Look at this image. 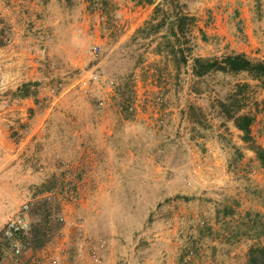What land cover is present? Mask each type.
<instances>
[{"label":"rangeland","instance_id":"obj_1","mask_svg":"<svg viewBox=\"0 0 264 264\" xmlns=\"http://www.w3.org/2000/svg\"><path fill=\"white\" fill-rule=\"evenodd\" d=\"M177 1L196 19L187 34L192 52L179 74L171 56L157 51L162 34L153 39L139 32L152 20L153 5L0 0L6 30L0 118L8 99H18L4 78L23 70L38 83V109L55 110L28 149V166L42 175L36 173L26 202L30 211L40 207L51 215L46 245L61 250L55 259L36 255L30 240L26 261L11 254L15 264L37 257L44 264H249L251 248L264 246V234L250 226L257 217L264 227V168L220 108L239 83H249L240 107L255 116L252 135L264 148V88L244 73L196 78L192 70L196 57L245 54L264 61V0ZM93 70L99 79L84 87ZM126 85L127 114L119 93ZM108 119L113 123L104 127ZM106 128L114 132L109 150ZM84 149L109 153L113 166L130 165L123 172L127 186H79L83 179L95 182L92 168L82 170L77 159ZM46 183L53 190L39 193ZM225 207L234 213L225 215Z\"/></svg>","mask_w":264,"mask_h":264},{"label":"trees","instance_id":"obj_2","mask_svg":"<svg viewBox=\"0 0 264 264\" xmlns=\"http://www.w3.org/2000/svg\"><path fill=\"white\" fill-rule=\"evenodd\" d=\"M139 4H147L155 6L154 16L151 21L147 22L140 29V33L144 38H157L160 34V42L157 51L163 53L166 51L168 56L174 63L176 73L179 74L182 65H187L189 54L192 47L189 45L187 38L188 31L194 25L196 19L188 15L181 9V5L177 0H136ZM107 4V3H105ZM2 19H0V39L6 33ZM4 42V41H2ZM193 75L196 78H203L211 73L220 72L223 74H246L252 81L258 82L259 86L264 88V61H253L245 54H230L222 58H203L196 57L193 59ZM38 86L36 82H26L19 87L15 93L16 98L34 97L37 99L38 92L35 88ZM250 88L249 83H239L235 91L231 93L229 98L220 102V108L224 116L234 122L235 127L242 132L243 141L248 144L249 149L256 154L258 161L264 168V148L258 145L252 135V126L255 122V116L251 113H242L241 105L245 100V90ZM129 86L119 89L122 97L121 105L124 112L129 113L132 110L131 96L128 94ZM244 98V99H243ZM196 111V107L189 108L190 116ZM128 117V116H127ZM192 120V117H191ZM55 185L44 184L39 193L50 192ZM30 211V219L32 222V246L35 249L43 248L49 241V234L53 230L50 227L51 215L48 212H41L38 207ZM225 215L229 216L234 213L231 207H225ZM250 214L248 215V217ZM251 229L257 232V235L264 234V227L259 219L251 218ZM59 228V227H58ZM258 228V229H257ZM249 264H264V246H255L250 250Z\"/></svg>","mask_w":264,"mask_h":264},{"label":"crops","instance_id":"obj_3","mask_svg":"<svg viewBox=\"0 0 264 264\" xmlns=\"http://www.w3.org/2000/svg\"><path fill=\"white\" fill-rule=\"evenodd\" d=\"M4 60H6V58H4ZM1 62L0 60V64H3ZM4 80L8 81L5 85L6 90L11 88L10 92L12 94V92L17 90L23 83L34 81L36 78L33 72L29 75L28 70H23L20 76H12L10 78H4ZM7 97H9V95ZM8 101H10V103L7 105V109L2 115L3 117L0 118V264H15L11 253L6 251L5 245L7 244L8 246V243H5L4 239L1 237V231L7 220L17 214L21 209L22 205L27 200V195L35 189L33 180L36 179V175H42V173L39 174L35 171H31L32 169L28 166L27 161L30 152L28 149L32 147L33 143L40 140L39 138H41L40 136L46 124L48 121H52V118L55 116V110L53 108L46 109L44 113H42V111L38 109L36 98L34 97L18 98L12 101L9 98ZM106 122L104 127H110V124L113 123L110 119L106 120ZM105 130L108 134V139L103 147L109 150V146L112 145L111 141L114 132L109 128ZM17 134L23 135V138H16L15 135ZM36 136L38 137L37 139ZM85 152L86 150L84 149L82 155H79L78 158L75 157L80 162L82 170L84 169L88 172L87 169L89 167L92 168V172H89V174H94L95 182L93 184L92 180H87L90 182L89 185H87V181L83 179L79 182V186H127L126 182L123 180V172H127L126 168H131L130 165L125 166V164L121 162V164H118L120 159H117L115 164L118 165L113 166V158L109 156V153L104 157L105 155H91L90 151ZM93 152H95V150ZM101 157L104 158L103 162L99 161ZM99 164L100 167L97 169ZM115 167L120 169L114 171L113 169ZM113 171L114 176L112 175ZM52 246V244H47L42 249L34 251V253L36 255L41 254L50 259H55L58 255V251L61 249H53ZM30 254L31 253H25L23 255L21 258L23 262L29 258Z\"/></svg>","mask_w":264,"mask_h":264},{"label":"built area","instance_id":"obj_4","mask_svg":"<svg viewBox=\"0 0 264 264\" xmlns=\"http://www.w3.org/2000/svg\"><path fill=\"white\" fill-rule=\"evenodd\" d=\"M91 54L94 57L99 55V49L97 46L91 48ZM90 73V77H85L82 80L84 87H87L88 83L91 81H97L99 79V74L95 70ZM30 209V203L25 202L18 213L7 220L1 231L4 241L9 244L11 254L18 261L31 246L32 222L28 216ZM64 220V218H61V221ZM31 264H44V261L37 257Z\"/></svg>","mask_w":264,"mask_h":264}]
</instances>
